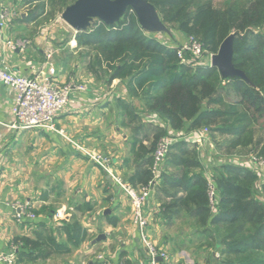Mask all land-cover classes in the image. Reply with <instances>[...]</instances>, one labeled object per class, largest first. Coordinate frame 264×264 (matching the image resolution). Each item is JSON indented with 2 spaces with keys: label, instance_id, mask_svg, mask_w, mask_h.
<instances>
[{
  "label": "trees",
  "instance_id": "obj_1",
  "mask_svg": "<svg viewBox=\"0 0 264 264\" xmlns=\"http://www.w3.org/2000/svg\"><path fill=\"white\" fill-rule=\"evenodd\" d=\"M75 1L27 0L25 21L36 23L47 14L54 18ZM145 1L163 25L198 42L205 55H215L233 34L232 62L249 83L238 77L222 79L210 65L181 63L177 49L148 37L128 9L114 24L95 20L74 36V50L82 51L83 63L95 80L123 84L125 98L116 97L114 103L120 124L129 128L139 121V114L152 115L173 133L205 130L228 137L233 147L258 128L263 132L258 155L264 159V0ZM69 59L62 61L63 67ZM147 131L135 135L130 144V154L140 166L125 182L134 188L153 179V155L158 140L167 134L163 129ZM190 145L172 143L158 168L154 192L167 200L159 209L165 222L183 213L197 219L195 232L212 240L219 264H264V205L255 198L257 176L223 165L211 168L210 183ZM211 185L217 198L214 209L209 202ZM258 187L264 193V183ZM91 211L92 206L84 204L73 209L68 221L63 219L67 243L54 237L20 238L14 241L15 255L31 261L69 253L68 245L78 247L87 239L76 213Z\"/></svg>",
  "mask_w": 264,
  "mask_h": 264
},
{
  "label": "crops",
  "instance_id": "obj_2",
  "mask_svg": "<svg viewBox=\"0 0 264 264\" xmlns=\"http://www.w3.org/2000/svg\"><path fill=\"white\" fill-rule=\"evenodd\" d=\"M28 11L27 0H0V12L6 14L0 29V62L19 74L32 75L46 70L45 53L51 49L56 70L51 79L62 84L69 75L63 60H55L59 50L48 44L38 48L39 37L26 36L34 25L25 21ZM9 42L27 45L21 51L11 50L7 46ZM113 83L121 84L118 80ZM119 90L118 96L125 98L124 86ZM13 95L0 85V255L13 251L15 254L14 241L20 238L54 237L65 243L63 219L68 221L75 207L89 204L91 212L76 213L79 224L87 231V239L78 247L68 245L67 254H51L31 261L15 255L13 264H99L96 258L101 254L110 264H148L128 198L74 146L90 149L105 145V152L112 157L113 171L125 175L126 180L137 170L140 165L130 154L131 140L110 138L116 139V132L121 135L117 128L112 131V123L105 119L109 109H115L113 100L104 99L97 90L73 92L72 103L54 121L56 130L62 132L60 135L41 129L12 128ZM122 137L127 138L125 134ZM166 201L159 192L149 198L145 206L148 234L157 248L171 254L175 264H197L196 254L189 247L199 236L190 226L178 227L181 219L190 217L175 214L165 222L159 206ZM14 204L25 205L34 219L17 222L11 208ZM60 211L64 216L56 220L54 216ZM99 236L104 239L96 241Z\"/></svg>",
  "mask_w": 264,
  "mask_h": 264
},
{
  "label": "rangeland",
  "instance_id": "obj_3",
  "mask_svg": "<svg viewBox=\"0 0 264 264\" xmlns=\"http://www.w3.org/2000/svg\"><path fill=\"white\" fill-rule=\"evenodd\" d=\"M61 14H56L54 18L48 16V14L42 16L36 23H34L32 27L29 28L26 36L28 38L39 37V42H37L38 48H43L44 46L50 45V47H52L53 49L59 50L60 52L58 51V53L55 55V60L57 59L58 61H61V59L64 60L68 56L70 57L66 67L69 79L62 84L57 83V85L61 86L65 84H71L73 86H82L83 88H85L84 92H86L87 89L97 90L98 92L103 94V96L105 97L104 99L111 98L114 105L116 97H119V89L120 87L122 88L123 84H115L113 83V81L110 84H106L103 80H95V78L89 73V71H87L86 66L84 65L82 60V51L74 50L76 46L74 36L76 33L61 19ZM94 23L95 20L91 21L90 27ZM139 26L141 27L140 24ZM163 26L164 27L161 30L157 25H151L149 29L143 27L141 28L148 37L154 38L159 43L169 48L181 49L186 47L187 49H190L184 56V60L186 62L194 63L196 65H199V63L203 65L210 64V57L208 55H205L202 50L201 53L197 56L192 54V42L189 37H186L184 34L174 28H170L165 25ZM72 51H75L74 53H76L73 56H71ZM75 65H78V69L75 68ZM134 105L138 110L141 111V109H139V102H134ZM118 114L119 113H117L115 109L113 110L111 108L105 116L106 121L112 123V131L115 128H117L119 132L121 131V135L120 133L118 134V132H116V137L118 139L110 137L112 140H132L135 135L144 134L146 128L147 130H149L147 131V133L151 132L154 129L166 130L167 134L163 138L161 137L158 140L155 150V152H157L159 146L164 143L165 140H176L178 142L182 141V139L180 138L190 135V137L192 138L190 139L193 142L190 145V149L196 152L195 159L203 165L205 169L204 174L210 180V183H212L210 179V171L212 170L211 168L230 165L232 167L245 170L250 174L257 176L258 180L255 182V185L257 187L254 186V188L257 189L255 198L264 205V193L258 187V185L264 183V159L258 155V148H260L263 142V132L260 129L254 128L252 135H249V137L246 140H243L242 143L238 146L233 147L229 144L230 139L228 137H218L216 135H210L205 130H198L189 133H173L168 128H166V124L164 122L160 121L159 119H155L152 115L139 114V121L132 124V126L129 128H124L120 124L121 117H119ZM155 125L157 127H155ZM142 129H144V131H141ZM110 134L112 136L113 132L109 133V135ZM123 134H125L127 138H123ZM194 140H197L198 142H194ZM145 146L148 147V143H145ZM103 147H105V145H101L100 148H97V146H95L87 149L95 152V154H97L99 157L110 161L111 165L113 166L111 155L105 152V149ZM121 147L123 148L122 145ZM151 167L152 169L154 168V155ZM114 174L123 183L126 181L125 175L116 174L115 172ZM213 188V185H211V187L209 188V202L211 209H214L217 203L216 193ZM166 192L173 193L174 191L167 189ZM159 209H161V205L159 206ZM178 224L179 229H183L188 226L192 227L193 229L199 227V224H197V219L195 218H188L183 220L181 219ZM189 249L195 252V261L198 262L197 264H219V252L215 251L212 248V240L210 238L203 239L202 237H198L197 242L190 246Z\"/></svg>",
  "mask_w": 264,
  "mask_h": 264
},
{
  "label": "built area",
  "instance_id": "obj_4",
  "mask_svg": "<svg viewBox=\"0 0 264 264\" xmlns=\"http://www.w3.org/2000/svg\"><path fill=\"white\" fill-rule=\"evenodd\" d=\"M5 18L6 14L0 12V29L3 27ZM190 40L192 42V54L195 56L199 55L202 50L201 45L191 38ZM26 45V42L7 43V46L11 50L18 49L20 51L23 50ZM189 50L190 49L186 47L177 49V56L181 63H189L184 60V56ZM52 56L53 51L51 49L47 50L45 53L46 70L38 71L28 76L19 74L10 69L4 62H0V85L14 93L13 106L10 111L13 119L12 128L23 130L41 129L48 132H57L62 135L61 131L56 130L54 121L56 117L72 103L71 95L73 92L82 93L85 91V88L82 86H73L71 84L57 85V82L51 79L54 78L56 73L52 63ZM211 56H209L210 64ZM199 65L205 66V64L203 65L200 63ZM190 138V135H187L180 139L188 144H192V138ZM175 141L176 140H165L164 143L159 146L157 152L154 154L153 179L149 181L146 186L137 188L119 180L114 174L110 161L99 157L95 152L83 146L74 144L77 151L105 172L128 198L132 221L138 230L140 243L146 252L148 264H158L159 262L162 264H175L171 254L157 248L151 240L148 234L149 223L145 212V206L152 196L159 178V165L167 154L169 146ZM194 142L198 141L194 140ZM11 208L14 211V218L17 222H22L25 218L28 220L34 219V215L28 212L25 205L14 204ZM63 216L64 213L60 211L57 212L54 217L58 220L63 218ZM96 259L99 264H110L103 254L97 256ZM14 260V251L7 255H0L1 264H13Z\"/></svg>",
  "mask_w": 264,
  "mask_h": 264
},
{
  "label": "water",
  "instance_id": "obj_5",
  "mask_svg": "<svg viewBox=\"0 0 264 264\" xmlns=\"http://www.w3.org/2000/svg\"><path fill=\"white\" fill-rule=\"evenodd\" d=\"M128 9L135 13L141 27L149 29L151 25H157L163 29L154 7L145 0H76L63 11L61 19L78 33L86 31L93 20L112 25ZM233 39L232 34L221 43L218 52L211 56L210 66L217 69L222 79L238 77L249 83L244 73L233 65ZM101 239L104 237L99 236L96 241Z\"/></svg>",
  "mask_w": 264,
  "mask_h": 264
}]
</instances>
